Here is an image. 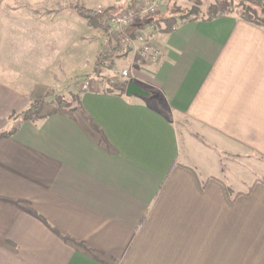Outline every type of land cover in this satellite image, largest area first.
<instances>
[{
    "label": "crops",
    "instance_id": "0c3cea01",
    "mask_svg": "<svg viewBox=\"0 0 264 264\" xmlns=\"http://www.w3.org/2000/svg\"><path fill=\"white\" fill-rule=\"evenodd\" d=\"M116 2L0 12V78L18 37L29 49L50 21L82 22L66 6ZM172 25L144 26L113 64L148 95L88 80L75 110L0 138V264H264V27L231 13ZM13 84L0 79V130L32 98Z\"/></svg>",
    "mask_w": 264,
    "mask_h": 264
},
{
    "label": "rangeland",
    "instance_id": "374dc122",
    "mask_svg": "<svg viewBox=\"0 0 264 264\" xmlns=\"http://www.w3.org/2000/svg\"><path fill=\"white\" fill-rule=\"evenodd\" d=\"M5 1L9 0H0L1 14L10 13L13 7H18L19 9H25L19 11V16H22V12H26L27 9L32 7L26 4V0H16V3L13 5L11 3L5 5ZM130 1L126 0L124 4L128 7H125L116 14L122 13L125 9L134 8L138 3L147 6L151 0H133L135 1L134 5H131ZM244 1L247 2V0H159L156 13L136 17L132 24L141 19L144 21V18L149 15L151 18L153 17L159 21L154 23L144 22V26L160 30L162 27L165 28L166 25L173 24L175 20L184 18L183 16H187L185 19L208 18L226 13L240 16L244 13L240 3ZM261 1V9L257 8L259 12L264 8V0ZM114 2L116 1L114 0ZM118 2L120 0H117L116 3ZM109 6L107 3H102L93 9L104 10ZM44 8L46 6H34V9L40 11V13ZM70 14L72 16L73 13ZM77 18L78 20H82V22L78 23L72 20L69 22L68 20L67 22L62 20L50 21L52 36L35 37L36 45L29 49L27 44L30 38L25 36L18 37V44L20 43L19 51L3 53L4 69L0 79L8 83L13 81V87L22 92L28 93L32 89L29 94V97L32 98L24 109L29 105L37 106V110H32L34 119L51 111L75 110L77 108V94L83 89V84L88 82V80L97 81L101 84L108 81L110 85L124 81L120 72H118L123 66L122 61L117 62L115 67L114 65L110 66L106 62V67L102 69L99 76L93 73V65L98 54L109 50V46L115 44V39L109 37L101 29L90 26L85 19L83 20L79 16ZM109 18L106 24H109ZM163 18H166V21ZM64 23L73 28L77 32L76 35L72 34L69 36L64 34L66 30L61 29ZM14 24L19 25L21 29L22 27L24 28L26 22L16 20ZM35 24L36 26H40V28L43 26L42 21L35 22ZM139 31H136L134 39L127 38V34H121V39L129 45L130 51L133 49V43L137 35H139L137 34ZM116 59H114L113 64ZM11 66L13 68H10ZM11 70L14 71L12 72ZM48 73L50 74L48 75ZM19 112H15L16 115L18 113L17 116L13 115L10 118L7 116L6 126L1 130L12 129L18 123L20 118Z\"/></svg>",
    "mask_w": 264,
    "mask_h": 264
},
{
    "label": "trees",
    "instance_id": "16d2710c",
    "mask_svg": "<svg viewBox=\"0 0 264 264\" xmlns=\"http://www.w3.org/2000/svg\"><path fill=\"white\" fill-rule=\"evenodd\" d=\"M248 2V3H247ZM244 1L243 3H240L242 5L243 8V14L240 15L241 18H243L246 21H249L255 25L264 27V8H262V11L259 12L257 10V8L259 7L261 9L262 7V1L261 0H247ZM68 8H72L74 11H76L83 19L86 20V22L94 27V28H99L101 29L104 33H106L109 37H113L115 39V44L110 45L109 46V50H105L106 52H100L94 62L93 65V73L96 76H99V74H101V71L105 66L106 62L109 63V65H113V61L116 58H121L126 56L129 52H130V47L129 45L126 44V42L124 40L121 39L123 34H127L126 37L129 39H134L135 38V34L137 30H141L144 27V22H156L159 21L155 18H151V16L147 15L144 18V21L141 19L138 22H135L134 24H131L129 26H127L126 28H124L123 32H119L117 30L112 29L109 24H106L107 19L109 18V16H112L113 14H116L117 12L122 11L126 6L124 3H116L112 6H109L107 8H105L104 10H94V9H89L86 8L83 5L80 4H76L73 6H66ZM62 8V7H60ZM60 8H58L57 10H53V12H57ZM52 11H49L48 13H50ZM229 14V13H226ZM185 19L187 18V16H183ZM166 21V18H163ZM105 21V22H104ZM172 23L169 25L165 26V30H169L172 28ZM122 34V35H121ZM105 83H107V85H109V88L112 90H116L120 93H125L126 87L128 82L127 81H122V82H118L116 84L110 85L108 81H105ZM32 110H37V106H28L26 109L21 110L19 112V120L18 123L12 128V129H6V130H1L0 131V138L3 137H7L12 135L16 129L17 126L26 120H41L46 118L49 115H52L54 113H57L56 111H51L45 115H42L36 119L33 118L32 116ZM160 110H162L166 115L169 116V113L167 112V110L162 106H160ZM34 114V113H33ZM13 115L17 116L15 114L14 111L10 112V114L8 115V118L12 117ZM229 192V190H228Z\"/></svg>",
    "mask_w": 264,
    "mask_h": 264
},
{
    "label": "built area",
    "instance_id": "2783aa9c",
    "mask_svg": "<svg viewBox=\"0 0 264 264\" xmlns=\"http://www.w3.org/2000/svg\"><path fill=\"white\" fill-rule=\"evenodd\" d=\"M158 3L159 0H151L150 4H148L147 6H143L142 4L138 3L134 8L125 9L120 14L112 15L109 18V25L112 29L122 33L124 28L131 25L135 21L136 17H141L150 13H156ZM137 53L143 59H148L150 61L156 62L159 59L160 51L155 45L145 42L141 45ZM120 75L124 78L128 75V71L126 69H122L120 71ZM87 88L88 84L84 83L83 89Z\"/></svg>",
    "mask_w": 264,
    "mask_h": 264
},
{
    "label": "water",
    "instance_id": "95a60500",
    "mask_svg": "<svg viewBox=\"0 0 264 264\" xmlns=\"http://www.w3.org/2000/svg\"><path fill=\"white\" fill-rule=\"evenodd\" d=\"M125 94H127V95H142V96H146V95H148V92L143 90L137 84H135L133 82H129L127 84V87H126Z\"/></svg>",
    "mask_w": 264,
    "mask_h": 264
}]
</instances>
